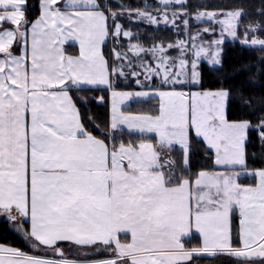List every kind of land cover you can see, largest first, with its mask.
<instances>
[{
  "label": "snow or ice",
  "instance_id": "snow-or-ice-1",
  "mask_svg": "<svg viewBox=\"0 0 264 264\" xmlns=\"http://www.w3.org/2000/svg\"><path fill=\"white\" fill-rule=\"evenodd\" d=\"M116 4L38 0L36 15L0 0V214L30 249L0 243V264H264V96L245 99L244 81L204 88L201 70L223 66L225 34L264 49V0Z\"/></svg>",
  "mask_w": 264,
  "mask_h": 264
},
{
  "label": "trees",
  "instance_id": "trees-1",
  "mask_svg": "<svg viewBox=\"0 0 264 264\" xmlns=\"http://www.w3.org/2000/svg\"><path fill=\"white\" fill-rule=\"evenodd\" d=\"M114 6L119 7L116 4V0H112ZM125 4H131L133 7H142L144 5V0H123ZM243 3L245 6L253 5L255 7H259L260 0H189L190 4L200 3L201 6H235L239 3ZM30 4L37 5L35 14H38V0H29ZM149 3H155V0H149ZM252 18H255V13H252ZM249 18H245V22H247ZM202 26V24H199ZM140 27H143L141 25ZM197 27V26H196ZM135 31V28H134ZM148 33H154L157 39H163V41L167 44L168 42H175L177 39L176 33L174 30L169 28H159L158 30L155 26H148ZM259 35H264V31L258 33ZM241 38L243 33L240 34ZM144 43L151 44L153 41L151 39H147L146 37H142ZM111 41H109V44ZM222 52V67L212 68L205 62H201V70L203 73V87L204 88H216L227 85H239L241 81L248 82L249 86L245 89L247 99L249 96L253 97V102L256 103L257 99L261 96H264V74H261L260 69L262 67L260 57L264 55V49L259 47H247L243 46L240 43L239 39L236 40H226L223 45ZM67 51L71 49H66ZM73 52H76L73 49ZM248 65H253V67H247ZM245 67L247 70L239 71L238 69L241 67ZM123 81H121V86H123ZM105 95L106 99L104 101H96L89 100L88 107L94 112L97 117L100 119L97 121L98 123L104 119V117L109 113V97L108 93L103 92V90L97 91L94 93L95 96ZM93 95V93H89V96ZM139 105L133 103L129 109L126 110H135ZM235 118V117H233ZM246 118H250L255 123L254 116H247ZM101 127L103 125L101 124ZM253 138H255L253 136ZM254 149L249 146V152L251 153ZM258 156H264V153L260 151L259 148H256ZM174 154L179 158L182 153L179 148L176 147L174 149ZM204 159V152L201 144L194 141V151L192 153V168L196 170ZM250 163L252 161L250 160ZM258 164L259 161L257 160ZM10 222L6 220L4 217H0V243H10L13 246L25 248L26 250H30L22 238L20 234L13 231L9 226ZM199 241V235L191 234L190 237L186 238L185 242L191 246L196 244ZM202 260L201 264H216L217 260L229 261L228 257H216L215 259H209L205 257H199ZM198 258V260H200ZM196 264V263H195Z\"/></svg>",
  "mask_w": 264,
  "mask_h": 264
},
{
  "label": "crops",
  "instance_id": "crops-1",
  "mask_svg": "<svg viewBox=\"0 0 264 264\" xmlns=\"http://www.w3.org/2000/svg\"><path fill=\"white\" fill-rule=\"evenodd\" d=\"M38 12H39V10H38ZM37 15H38V14H37ZM66 49H71V50H69L68 52H69L70 54H75V53L78 52L79 44H78V42H74V41H66ZM73 49H75L76 52H73V51H74ZM110 100H111V98L109 97V107H110ZM109 111H110V110H109ZM0 217H3V215L0 214ZM193 233L199 235L198 232H196L195 230H193ZM193 233H192V234H193ZM121 238L124 239L123 236H122ZM66 250H67V249H66ZM104 255H105V253L102 251V252H100L97 256L92 257V258H101V257L104 256ZM199 259H200V258H199ZM195 263H196V264H201V263H202V260H201V259H200V260H198V259H193L192 264H195Z\"/></svg>",
  "mask_w": 264,
  "mask_h": 264
},
{
  "label": "rangeland",
  "instance_id": "rangeland-1",
  "mask_svg": "<svg viewBox=\"0 0 264 264\" xmlns=\"http://www.w3.org/2000/svg\"><path fill=\"white\" fill-rule=\"evenodd\" d=\"M199 24L200 23H196V22H193L192 23V29H193V31H195L197 28H201V27H204V25L202 24V26H199ZM197 26V27H196ZM219 33L217 32V35H218ZM226 35V39H225V41L226 40H234L233 38H231L230 36H227V34H225ZM215 37L212 35V34H203V36H202V39L204 40V41H210V40H212V39H214ZM224 41V42H225ZM170 54H172V53H170ZM205 62L206 64H208V62H207V59L206 58H202V60H201V62ZM209 65V64H208ZM110 107H111V100H110ZM110 107H109V110H110ZM177 148H179V146H177Z\"/></svg>",
  "mask_w": 264,
  "mask_h": 264
}]
</instances>
